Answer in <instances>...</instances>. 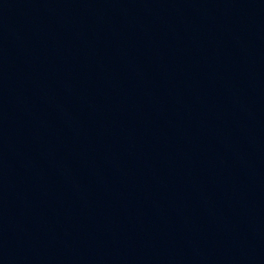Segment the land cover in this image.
<instances>
[{
	"label": "water",
	"instance_id": "obj_1",
	"mask_svg": "<svg viewBox=\"0 0 264 264\" xmlns=\"http://www.w3.org/2000/svg\"><path fill=\"white\" fill-rule=\"evenodd\" d=\"M51 264H264V21Z\"/></svg>",
	"mask_w": 264,
	"mask_h": 264
}]
</instances>
